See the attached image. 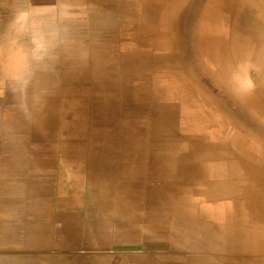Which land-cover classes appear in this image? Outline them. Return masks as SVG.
Segmentation results:
<instances>
[{"label": "crops", "instance_id": "crops-1", "mask_svg": "<svg viewBox=\"0 0 264 264\" xmlns=\"http://www.w3.org/2000/svg\"><path fill=\"white\" fill-rule=\"evenodd\" d=\"M241 2L225 12L221 0L199 4L194 0H24L23 30L34 31L42 40L52 39L54 31L61 38L66 32L70 37L76 33L79 40H72V45L90 47L93 61L117 71L121 84L125 80L124 84L145 87L159 97L167 88L169 106L179 111L190 95L194 107L207 117V97L201 92L200 76L185 58L186 49L198 47L202 56L208 55L225 71L221 52L232 45L237 53L234 34H251L250 52L237 53L239 66L246 60L263 62L264 24ZM194 9L200 20L193 32H186L182 16L193 14ZM229 13L232 21H213V15ZM63 45L69 46L65 41ZM263 77L264 70L246 76L240 69L232 81L234 95L247 102L252 112L257 111V82ZM99 78L107 77L100 74ZM262 84L260 91H264ZM105 85L113 87L114 82ZM65 93L63 88L62 96ZM72 93L95 94L86 84L77 85ZM65 100L58 106L63 110L59 140L44 136L38 141L31 131L0 139V264H18L20 256L32 261L57 257L58 264H165L160 249L150 247L162 235L145 232L154 228L146 218L155 212L154 222L170 223L177 207L185 209V221L200 220L206 240L200 253L188 252L185 264H264V251L258 253L256 247L242 252L225 245V240L240 238V233L264 237V223L256 219V210L238 216L235 199L226 197V192L256 188L255 134L239 129L232 136L215 133L206 117L196 122L194 130L174 127L167 133L158 125L150 136L143 127L125 129L119 136L112 126L81 133L80 114L75 113L81 102L66 104ZM223 121L217 120L218 126L225 127ZM251 123L254 126L255 120ZM146 137L154 145L152 162L145 155ZM229 172L237 175L235 180L226 178ZM166 188L172 215L160 209L166 203L160 192ZM149 205L156 211L146 213ZM164 214H169L167 219L161 218ZM168 229L160 226L162 232Z\"/></svg>", "mask_w": 264, "mask_h": 264}, {"label": "rangeland", "instance_id": "rangeland-1", "mask_svg": "<svg viewBox=\"0 0 264 264\" xmlns=\"http://www.w3.org/2000/svg\"><path fill=\"white\" fill-rule=\"evenodd\" d=\"M194 1L196 4L200 2V0ZM221 1L226 5L225 12L231 10L235 5L239 6L240 2V0ZM241 6L244 5L241 4ZM24 11V0H0L1 140L7 141L15 134L25 135L29 131H31L29 134L37 138L38 141L44 139V136L59 140L61 134V127L59 126L61 125L60 119L63 110L62 107L58 108V106L62 103V98L66 99V104H77L80 100L81 106L76 107L75 113L80 114L81 133H88L89 131L93 133L94 128L112 126L119 136L120 131L123 132L125 129L133 131L141 130L143 127L145 134L150 136L153 135L154 130L158 129L156 127L158 125L167 130V133L173 131L174 127L176 130L179 128L194 130L198 128L196 122L206 117L194 107L190 95L186 96L184 109L179 111L169 106L166 98L169 93L167 88L164 89L163 96L160 95L159 97V95L154 96L145 87L135 88L130 82L128 85L124 84L125 80H122L123 84H121V80L116 76L117 71L110 69L108 64H99L93 61L95 56L92 52L94 51H90V47L81 49L72 45V40H79L78 37L77 39L75 37L76 33L70 37V34H66V32L65 38L64 35L61 38L57 37L61 34L54 31L50 36L53 38L48 39V45V40L40 39L34 31H24V26L14 24L15 17ZM24 15L26 18L25 13ZM212 17L214 18L213 21H232V13L224 16L213 15ZM182 18L184 24L188 25L186 32H193L192 29H195L200 20V13L194 9L193 14L184 15ZM64 41L69 46H64ZM43 42H47V44ZM57 42H60V45H57ZM177 52L180 60L182 57L179 45ZM185 55L191 70H194L201 78V92L207 97L206 118L212 121L209 127L215 133L223 131V134L229 136H232L234 129L256 135L258 141L256 188L254 190L226 192V197L235 199L234 204L238 216H246L248 215L246 211L250 209L252 212L255 209L257 212L256 219L264 223V91L259 90L261 86L257 82V87H259L256 102L257 111L252 112L248 109L247 102H243V99L234 95L235 89L232 85V81L238 76L240 69L246 76L248 73L254 74V72L264 70V60L260 62L261 65L259 62L256 64L246 60L239 66L235 48L228 45L220 54L224 55L225 59L224 71L222 68L220 70L217 64V66L214 65L208 55H204L207 56L209 63L206 62L205 57L201 55L196 46L186 49ZM100 74L107 78H99ZM110 74L113 76L112 78H109ZM131 75H136V72ZM111 79L114 86H106L105 82H109ZM79 84H86L87 87L93 88L95 94L74 95L72 91ZM61 88L62 90L65 88L66 91L63 96ZM94 102L96 103V110L93 108ZM70 108L73 107L70 106ZM217 120H224L225 127L218 126ZM251 120H255L254 126H252L253 123L249 124ZM148 140L150 138L147 139L146 137L145 155L146 159L152 162L154 145L151 140L149 142ZM170 140L171 138L168 136L167 142ZM112 145L114 147L115 145L119 146L116 143ZM97 146L98 144H96ZM232 174L229 172L226 174V178L235 180L237 175ZM161 192L160 194L165 197L166 203L160 209L162 212L170 211L172 215V207L168 205L169 191L166 188ZM156 193L157 191H154L153 195ZM171 195L174 194L171 192ZM177 210L178 212L174 213L176 215H172L170 223L154 222L156 220L155 212L151 218H146L153 221L151 223L154 228H146L145 232L155 237L162 235L161 241L152 245L149 240H146L147 247L151 245L150 247L159 248L161 262L165 264H185V256L188 255V252L200 253L201 249L206 247V240L202 238L200 220L195 217L191 224L185 221V209L177 207ZM145 211L150 214V211H156V208L149 205ZM166 215L169 214H164L161 218L167 219ZM160 226L169 227V229L162 232ZM246 234L248 233H240V238L225 240L226 247L230 250L239 249L242 252L253 247L257 248L258 253L264 251V237L253 239L248 238ZM26 260H31V263L26 262ZM58 262L61 263V259L52 256L42 259L34 257L33 261L25 256H20L18 259V264H58Z\"/></svg>", "mask_w": 264, "mask_h": 264}, {"label": "bare ground", "instance_id": "bare-ground-1", "mask_svg": "<svg viewBox=\"0 0 264 264\" xmlns=\"http://www.w3.org/2000/svg\"><path fill=\"white\" fill-rule=\"evenodd\" d=\"M240 1H242V4L244 6H247L251 9H253V11L257 13V15L259 16V18L262 20V22L264 24V0H240ZM242 36H243V38H242ZM242 36L240 35L241 38L237 34H234V36H233V41L235 43V47H236L238 54H242L243 52H247V53L250 52V50L252 49L251 47L253 46V43H254V38H253L254 36H252L251 34L242 35ZM250 45H252V46H250ZM253 59H254V57H253ZM256 64H258V63H256ZM259 64H260V62H259ZM253 65H254V63H253ZM262 83H264V77L261 78L260 80L258 78V84L261 86V88L263 85ZM253 102H250V103L253 104Z\"/></svg>", "mask_w": 264, "mask_h": 264}, {"label": "clouds", "instance_id": "clouds-1", "mask_svg": "<svg viewBox=\"0 0 264 264\" xmlns=\"http://www.w3.org/2000/svg\"><path fill=\"white\" fill-rule=\"evenodd\" d=\"M14 24H18L21 27L25 26L26 18H25L24 13H20L18 16L15 17Z\"/></svg>", "mask_w": 264, "mask_h": 264}]
</instances>
